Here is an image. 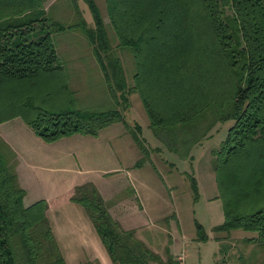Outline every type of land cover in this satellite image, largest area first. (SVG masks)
Wrapping results in <instances>:
<instances>
[{"label":"trees","instance_id":"16d2710c","mask_svg":"<svg viewBox=\"0 0 264 264\" xmlns=\"http://www.w3.org/2000/svg\"><path fill=\"white\" fill-rule=\"evenodd\" d=\"M83 1L93 26L78 0H71L78 22L65 25L46 15L44 0H0V123L20 118L45 142L96 136L112 123L125 122L122 110L130 106L129 94L137 92L149 127L169 132L162 137L177 152L187 134L206 131L200 117L230 121L226 138L211 152L223 207V221L212 231L241 229L249 233L241 243L264 247V0H107L117 46L128 49L134 61L131 86L120 58L110 53L99 8L94 0ZM66 30L87 39L117 108L75 106L53 42V34ZM177 125L184 128L177 131ZM136 131L139 126L131 134L142 157L134 167L147 156ZM10 151H0V264H65L46 216L48 203L24 205ZM191 182L196 195L195 179ZM66 197L84 208L113 264H180L174 256L161 259L134 230L124 229L91 182L58 201ZM195 226L197 239L206 241L202 226ZM222 239L215 238L220 253L228 254L233 242ZM250 260L239 255L233 264H255Z\"/></svg>","mask_w":264,"mask_h":264},{"label":"rangeland","instance_id":"374dc122","mask_svg":"<svg viewBox=\"0 0 264 264\" xmlns=\"http://www.w3.org/2000/svg\"><path fill=\"white\" fill-rule=\"evenodd\" d=\"M94 1L105 25L110 53L120 58L126 82L131 86L135 67L132 55L128 49L117 46L118 41L106 12L107 0ZM44 5L49 18L64 25L78 22L71 0H52L49 4L44 0ZM78 5L87 24L93 26L86 3L78 0ZM226 13L230 14V9ZM53 42L59 58L64 62L70 87L75 92V106L99 111L117 108L84 35L76 30L57 32L53 34ZM129 101V108L122 110L125 122L112 123L96 136L73 134L54 142H45L24 122L11 121L14 118L7 120L10 121L7 125V121L1 122L0 135L5 138L6 127L15 125L8 141L19 152V175L26 193L24 205L39 200L47 202L51 198V210L46 211L49 223L55 219L56 223L67 224V221L61 220L64 214L87 216V213L80 205L68 201L67 197L59 204H55L53 199L60 200L67 192L70 193L68 190L73 186L91 182L109 210L114 208L110 213L112 217L119 215L120 224L135 227V237L163 260L168 255H184L185 264H233L239 255H245L251 259L249 263L264 264V247L240 242L248 232L241 229L229 234L212 231L223 221V207L218 197L211 152L226 138L232 122L216 121L207 115L200 117L204 118L203 129L206 131L195 132L193 136L187 134V139L176 152L163 139L166 137L163 134L169 132H157L149 127L137 92L129 94ZM199 120L193 124L196 125ZM136 125L140 127V132L136 133L145 143L147 156L144 164L133 168L134 161L142 157L131 134ZM122 128L127 134L119 136ZM176 128L180 131L184 126ZM193 137L196 140L192 142ZM179 139H184V136L180 135ZM0 151L5 155L11 154L1 136ZM192 178L196 182V195L191 187ZM63 202L71 203L57 207ZM73 205H77V209L73 210ZM196 223L207 234L206 241L197 239ZM70 230L76 231V226ZM96 238L100 242V238ZM215 238H224L222 243H226L227 238L232 240L233 246L229 242L228 254L220 253V241ZM104 252L107 256L106 249ZM70 254L64 255L68 257ZM88 255V252L81 255L84 264H89L86 261ZM69 264L72 262L69 261Z\"/></svg>","mask_w":264,"mask_h":264},{"label":"crops","instance_id":"0c3cea01","mask_svg":"<svg viewBox=\"0 0 264 264\" xmlns=\"http://www.w3.org/2000/svg\"><path fill=\"white\" fill-rule=\"evenodd\" d=\"M18 119H20V118H14L11 121H17V122L23 123V121L21 119L20 120H18ZM9 122L10 121L5 122L6 125L9 124ZM109 126H107V127H109ZM14 127H15V125H12L11 127H6L5 134H6L7 138H5L3 135H0V136L3 138V141L9 146V148L15 153V158H16L15 171L17 174V179H18L19 185L23 188V183L20 179L21 177L19 175V167H18V165L20 166V163L18 161L19 157H20L19 152L8 141L10 132H12ZM18 127H21V126L18 125ZM107 127H105V128H107ZM105 128H103V129H105ZM121 134H127L124 131V128H122L119 136ZM136 161H134V163ZM132 165H133V163H132ZM133 168H134V166H133ZM73 188H74V186L68 191H70V193H71ZM66 194H67V196L69 195L68 192ZM135 197H137L136 193H135ZM25 199H26V193L24 194V197H23V203L25 202ZM50 199H48V201H47L48 206H49L47 209V212H50V210H51L50 204L52 203V200H50ZM68 201H70V200L68 199ZM53 202L55 204H59V202H61V201L53 199ZM64 203H68V205H70L69 203H71V202H63L61 205H59L57 207L62 206ZM72 203L77 204L75 202H72ZM24 204H26V203H24ZM30 204H28V205H30ZM28 205H26V206H28ZM119 205H121V204H119ZM72 207H73L72 208L73 210L77 209V205H73ZM80 207H82V206L80 205ZM111 210L113 212L114 208L113 209L111 208L109 210L110 213H111ZM114 216H115L116 220L121 223V217H119V215H114ZM61 220L67 221L68 223L62 225L61 223H56V221L54 219L53 223L50 222V226H51V230L53 232L54 238L58 244L59 250L62 253L63 258L65 260V264H69V261H71L72 264H84L85 260H84L83 256L81 257V255H82V253H86V252L89 253V255H88L89 259L86 260V261H89L88 262L89 264H113L112 261L110 260L109 256L105 255V252H104L105 248L102 245L101 241L98 242L96 237L99 238V236L97 235L96 231L94 230V227H93L88 216H85V214H67V215L64 214L63 219H61ZM74 226H76L77 230L76 231L70 230L71 227H74ZM121 226L127 230L128 229H132V230L135 229V227L130 226V225H123V223L121 224ZM94 235H96V236H94ZM65 253H68V254L71 253V254L68 257H66L64 255ZM174 257L177 259V257L175 255H174Z\"/></svg>","mask_w":264,"mask_h":264},{"label":"built area","instance_id":"2783aa9c","mask_svg":"<svg viewBox=\"0 0 264 264\" xmlns=\"http://www.w3.org/2000/svg\"><path fill=\"white\" fill-rule=\"evenodd\" d=\"M184 257H185L184 255L177 256V260L179 261L180 264H185L184 263Z\"/></svg>","mask_w":264,"mask_h":264}]
</instances>
